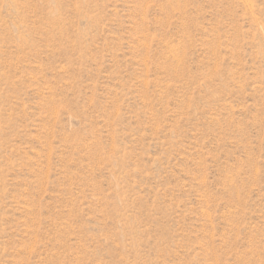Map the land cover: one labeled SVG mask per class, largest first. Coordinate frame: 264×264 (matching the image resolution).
Instances as JSON below:
<instances>
[{
    "label": "rangeland",
    "instance_id": "obj_1",
    "mask_svg": "<svg viewBox=\"0 0 264 264\" xmlns=\"http://www.w3.org/2000/svg\"><path fill=\"white\" fill-rule=\"evenodd\" d=\"M0 264H264V0H0Z\"/></svg>",
    "mask_w": 264,
    "mask_h": 264
}]
</instances>
